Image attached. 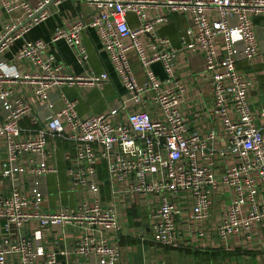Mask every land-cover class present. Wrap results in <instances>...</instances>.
<instances>
[{
  "label": "built area",
  "instance_id": "built-area-1",
  "mask_svg": "<svg viewBox=\"0 0 264 264\" xmlns=\"http://www.w3.org/2000/svg\"><path fill=\"white\" fill-rule=\"evenodd\" d=\"M60 1L0 0L6 15L0 30V264H122L121 222L134 204L147 208L150 240L164 247L178 246L193 229L206 242L217 195L226 200L215 229L220 241L252 242L256 231L264 233V127L256 124L264 121V108L253 113V83L236 67L261 53L254 18L264 15V0H83L95 9L89 22L57 28L50 43L25 42L6 60L11 46L45 22L47 7ZM172 12L189 16L184 44L205 57L213 130L193 128L181 109L187 88L174 75L177 52L156 32ZM128 14L138 17L139 28H130ZM89 29L97 31L129 101L141 106L149 98L157 115L145 107L130 110L122 99L106 114L81 117L77 103L59 93L65 85L109 82L107 73L65 75L47 53L50 44L64 40L86 66L82 35ZM131 53L147 72L144 86L137 84ZM155 63H162L167 80L155 77ZM18 83L34 86L36 108L14 96L11 86ZM59 101L65 106L56 113ZM25 118L39 125L36 134L24 133ZM59 139L73 144L64 152L69 184L89 195L75 207L44 211L51 195L47 178L59 173ZM49 233L73 242L48 249ZM137 236L148 239L145 227Z\"/></svg>",
  "mask_w": 264,
  "mask_h": 264
},
{
  "label": "crops",
  "instance_id": "crops-1",
  "mask_svg": "<svg viewBox=\"0 0 264 264\" xmlns=\"http://www.w3.org/2000/svg\"><path fill=\"white\" fill-rule=\"evenodd\" d=\"M32 5H36L41 0H26ZM162 10V8H160ZM159 10V11H161ZM46 11L49 18L42 24L32 28L23 39L16 41L5 55V59L11 61L18 50L25 42H36L42 40L50 43L57 28L67 26L78 19L89 22L95 14L93 6L83 0H61L58 5L48 6ZM153 18V14H151ZM6 15L0 9V30ZM168 22L157 27V35L160 38L168 39L172 48L177 52L173 70L176 79L182 81L187 88V95L183 99L181 109L183 114L191 119V126L201 131L213 130L208 109L212 102V86L209 77L204 74L205 57L199 52L192 51L183 39L186 38L187 30L190 26L189 16L182 12H172L168 15ZM127 22L130 28L140 27V21L135 14H128ZM257 26L260 54L256 61H244L237 64V71L253 83L249 89V98L253 113H258L264 108V15L254 18ZM82 45L88 54V64L83 66L78 58L64 40L52 43L49 46L48 54L53 55L56 60L64 66L65 75L75 78L85 77L88 74L100 75L107 73L109 82L100 87L88 85L62 86L59 93L68 101L77 103L76 111L81 117L106 114L109 109L122 99L127 100V107L133 111H139L143 107L148 108L154 115L157 109L149 98H144L141 106L129 101L128 91L123 86L119 76L115 73L108 53L105 51L101 39L94 29H89L82 35ZM129 60L137 84L144 86L147 83V72L141 65L138 58L129 54ZM151 70L159 81L167 80L168 76L164 71L162 63L151 65ZM14 96H22L31 104L38 106L39 102L34 101L31 95L34 86L29 84H16L11 86ZM63 103L59 101L55 106ZM54 106V108H55ZM53 108V111H54ZM120 120V117L118 118ZM258 127H264V121L257 119ZM21 127L27 135H34L40 128L32 118H25L21 122ZM59 146L56 153V164L58 175H51L47 178V185L51 193L47 202L42 205L44 211L54 212L61 208L75 207L78 203L88 197L84 190L75 189L68 182L66 176L67 164L64 160V152L70 151L73 144L70 141L58 140ZM5 156L4 145L0 142V162ZM26 165V162L23 163ZM58 190L60 193H58ZM58 193V194H57ZM225 196L217 195L214 198L211 218L206 224V242H201L197 238V230L193 229L192 237H180L181 241L176 247H164L155 244L150 240L148 231V212L143 205L134 204L123 212L122 232L119 243L122 251V264H264V233L256 231L252 242L240 241L238 239L229 240L223 243L215 232L216 226L220 223V217L225 205ZM34 227V226H32ZM145 227L147 240H141L137 236L140 228ZM61 233V231H59ZM59 235V234H57ZM46 241V247L57 245L64 248L73 242L70 237L60 238L52 236ZM72 247L69 249V254ZM64 259V258H63ZM65 260V259H64ZM65 262V261H64Z\"/></svg>",
  "mask_w": 264,
  "mask_h": 264
},
{
  "label": "water",
  "instance_id": "water-1",
  "mask_svg": "<svg viewBox=\"0 0 264 264\" xmlns=\"http://www.w3.org/2000/svg\"><path fill=\"white\" fill-rule=\"evenodd\" d=\"M64 102L63 103H61V104H59V105H57V106H55V108H54V112H56V113H59V112H61L63 109H64Z\"/></svg>",
  "mask_w": 264,
  "mask_h": 264
}]
</instances>
